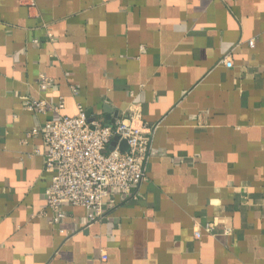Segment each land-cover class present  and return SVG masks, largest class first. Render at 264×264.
I'll return each mask as SVG.
<instances>
[{
	"label": "crops",
	"instance_id": "1",
	"mask_svg": "<svg viewBox=\"0 0 264 264\" xmlns=\"http://www.w3.org/2000/svg\"><path fill=\"white\" fill-rule=\"evenodd\" d=\"M29 98L155 127L136 197L50 225ZM0 264H264V0H0Z\"/></svg>",
	"mask_w": 264,
	"mask_h": 264
},
{
	"label": "built area",
	"instance_id": "2",
	"mask_svg": "<svg viewBox=\"0 0 264 264\" xmlns=\"http://www.w3.org/2000/svg\"><path fill=\"white\" fill-rule=\"evenodd\" d=\"M249 45H253L252 40ZM221 63L227 67L232 65L229 58ZM50 84V79L42 78L40 86L46 88ZM25 107L38 114H58L25 134L26 138L41 137L45 150H35L34 154L44 158L45 169L52 173L45 190L50 225L56 226L65 218V205L84 208L87 211L85 223L90 225L102 218L104 201L111 193L119 191L136 197L132 190L146 180L155 127L142 124L134 114L118 116L113 124H104L89 119L78 103L74 115H62V100L50 104L29 98ZM114 138L117 139L110 148ZM123 141L126 150L121 148ZM109 201L115 200L110 198ZM211 230L212 224L198 226L194 235L199 238L202 231Z\"/></svg>",
	"mask_w": 264,
	"mask_h": 264
},
{
	"label": "water",
	"instance_id": "3",
	"mask_svg": "<svg viewBox=\"0 0 264 264\" xmlns=\"http://www.w3.org/2000/svg\"><path fill=\"white\" fill-rule=\"evenodd\" d=\"M117 138H114V140L111 142V146L110 148L112 147V145H114L115 141H116ZM121 148L122 150H126V145H125V142H121Z\"/></svg>",
	"mask_w": 264,
	"mask_h": 264
}]
</instances>
